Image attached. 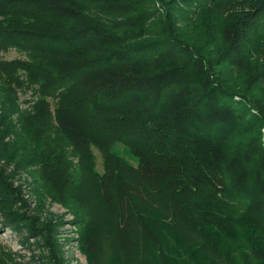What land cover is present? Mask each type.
Masks as SVG:
<instances>
[{
	"label": "trees",
	"instance_id": "trees-1",
	"mask_svg": "<svg viewBox=\"0 0 264 264\" xmlns=\"http://www.w3.org/2000/svg\"><path fill=\"white\" fill-rule=\"evenodd\" d=\"M78 5L0 0V44L27 54L9 68L42 123L22 119L15 150L42 157L88 262L115 235L137 264H176V233L209 264H264V0H111L108 22Z\"/></svg>",
	"mask_w": 264,
	"mask_h": 264
},
{
	"label": "rangeland",
	"instance_id": "rangeland-1",
	"mask_svg": "<svg viewBox=\"0 0 264 264\" xmlns=\"http://www.w3.org/2000/svg\"><path fill=\"white\" fill-rule=\"evenodd\" d=\"M74 1L79 4L75 8L78 11H97V19L105 22L111 18V0ZM156 8L160 9V5L156 4ZM4 21L7 20L0 15V22ZM25 60L27 54L0 44V264H93L80 248L75 212L50 194L40 166L42 157L39 159L38 152L30 149L31 154L23 158L22 151L17 154L15 150L20 143L16 131L22 119L42 126L41 119L33 113L36 97L27 85L25 73L21 68H9L10 63ZM48 101L52 108L53 100ZM92 152L94 169L101 173L102 157L94 147ZM114 152L130 166H136L137 160L125 146L116 145ZM93 224L108 225L102 218L93 220ZM109 237L93 247L98 264H137L138 258L129 253L132 249L120 254L119 239ZM162 239L172 249V257H182L176 264H209L203 256L192 257L197 251L189 250L176 233H167ZM153 253L152 249L150 254ZM154 259L150 255L148 261Z\"/></svg>",
	"mask_w": 264,
	"mask_h": 264
}]
</instances>
